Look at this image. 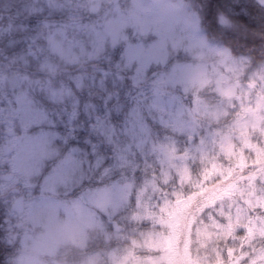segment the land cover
<instances>
[{"label": "rangeland", "instance_id": "rangeland-1", "mask_svg": "<svg viewBox=\"0 0 264 264\" xmlns=\"http://www.w3.org/2000/svg\"><path fill=\"white\" fill-rule=\"evenodd\" d=\"M196 1L34 0L29 11L75 9L46 22L51 58L34 55L71 85L47 87L62 108L48 111L40 79L0 61L15 264H264V49L253 59L209 38ZM117 46L116 85L130 69L139 88L101 111L83 96L110 73L98 85L85 63Z\"/></svg>", "mask_w": 264, "mask_h": 264}, {"label": "trees", "instance_id": "trees-1", "mask_svg": "<svg viewBox=\"0 0 264 264\" xmlns=\"http://www.w3.org/2000/svg\"><path fill=\"white\" fill-rule=\"evenodd\" d=\"M34 4V0H0V61H8L4 68L9 73L18 70L31 76L32 79L39 78L41 90L39 92L32 90L31 92L34 93V98L39 105L45 106V109L52 112L62 108L54 105L51 100H47L43 93L46 92L48 86L53 84L68 83L71 85V82L66 76L58 75L53 77L47 74L45 70H40L41 63L34 59V55H37L40 59L49 55L51 58L47 47V36L51 28L47 26L46 22L52 16L55 18L52 23L62 24L65 21H69V19L74 20L75 15H72V13L75 9L66 6L65 8L57 9V13H50L45 8L38 12L35 10L29 11L28 9L33 7ZM195 4L198 5L202 24L209 38H214L229 46L236 52L235 54L241 51L243 55L250 56L253 59L258 58L259 51L264 49V45L259 38H264V5L256 0H197ZM25 7L28 8L24 10ZM35 12L37 13L35 14ZM220 14L230 18L233 25H221L219 23ZM20 24L21 28L24 27L23 29L18 28ZM20 38L23 39L22 42L19 41ZM238 46L240 47L239 51L237 50ZM121 49L122 46H117L111 53H106L105 58L98 57L85 63V69L98 78V85L101 84L103 72L101 69L110 73L102 78L105 83L104 91L99 86H95L92 88L91 93L83 96L86 102L98 106L101 111L106 104H109L103 100V96L109 94L116 96L118 93H122V96H124L125 92H129V95L132 96V89L139 88V85H134L128 79L131 74L130 69L122 72L125 79L121 80L122 82L119 81L120 83L116 85L114 73L118 71L116 64L120 63L119 52ZM3 53L9 56L8 60L4 56L2 59ZM22 54L23 57H21ZM107 55L110 60L106 58ZM111 102L113 103L114 101ZM113 106L110 105V107ZM101 149L103 150V148ZM2 212L0 209V264H15L12 258L14 257L16 246L11 245L9 242L10 233L3 221Z\"/></svg>", "mask_w": 264, "mask_h": 264}, {"label": "water", "instance_id": "water-1", "mask_svg": "<svg viewBox=\"0 0 264 264\" xmlns=\"http://www.w3.org/2000/svg\"><path fill=\"white\" fill-rule=\"evenodd\" d=\"M10 150H11L10 148H8V147L6 148V151H7V152H10ZM6 179L9 180L10 178H6ZM21 206H22V199H20V200L17 202V204H16V206H15V209H16V210H21Z\"/></svg>", "mask_w": 264, "mask_h": 264}]
</instances>
